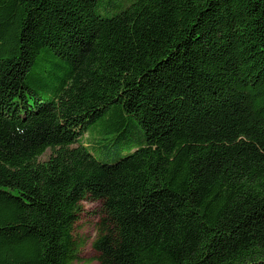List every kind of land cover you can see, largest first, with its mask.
Returning <instances> with one entry per match:
<instances>
[{
	"label": "trees",
	"instance_id": "obj_1",
	"mask_svg": "<svg viewBox=\"0 0 264 264\" xmlns=\"http://www.w3.org/2000/svg\"><path fill=\"white\" fill-rule=\"evenodd\" d=\"M86 199L101 264H264V0H0V264Z\"/></svg>",
	"mask_w": 264,
	"mask_h": 264
},
{
	"label": "rangeland",
	"instance_id": "obj_2",
	"mask_svg": "<svg viewBox=\"0 0 264 264\" xmlns=\"http://www.w3.org/2000/svg\"><path fill=\"white\" fill-rule=\"evenodd\" d=\"M49 155L48 150L39 161H45ZM113 234L114 226L107 220L102 202L91 199L83 201L81 211L73 225L76 259L71 264H101L100 255L93 244L99 237Z\"/></svg>",
	"mask_w": 264,
	"mask_h": 264
}]
</instances>
